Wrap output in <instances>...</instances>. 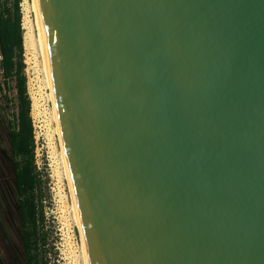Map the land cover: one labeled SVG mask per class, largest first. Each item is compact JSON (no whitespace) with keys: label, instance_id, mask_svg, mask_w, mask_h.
I'll list each match as a JSON object with an SVG mask.
<instances>
[{"label":"water","instance_id":"1","mask_svg":"<svg viewBox=\"0 0 264 264\" xmlns=\"http://www.w3.org/2000/svg\"><path fill=\"white\" fill-rule=\"evenodd\" d=\"M88 264H264V0H37Z\"/></svg>","mask_w":264,"mask_h":264},{"label":"rangeland","instance_id":"2","mask_svg":"<svg viewBox=\"0 0 264 264\" xmlns=\"http://www.w3.org/2000/svg\"><path fill=\"white\" fill-rule=\"evenodd\" d=\"M13 0H0V4ZM22 18L21 26L27 24L32 32L31 41L24 48V72L27 92L31 100L30 115L33 125L34 163L40 178L37 198L43 211L39 223V234L44 241L38 245L39 264H83L80 245L81 237L72 211V201L67 180L60 166L59 143L51 116V102L45 83L40 55L34 41V13L31 0L19 1ZM1 58V57H0ZM14 81H3L0 70V185L9 192L14 217L16 250L19 249L21 226L19 225L18 191L14 181L10 122L16 108Z\"/></svg>","mask_w":264,"mask_h":264},{"label":"trees","instance_id":"3","mask_svg":"<svg viewBox=\"0 0 264 264\" xmlns=\"http://www.w3.org/2000/svg\"><path fill=\"white\" fill-rule=\"evenodd\" d=\"M20 0L0 4V70L3 81H14L16 110L10 122V142L19 195L23 238L28 253V264H39L38 245L44 241L39 234L43 211L37 198L40 178L35 170L33 125L30 115L31 100L27 92L24 72L23 29Z\"/></svg>","mask_w":264,"mask_h":264},{"label":"bare ground","instance_id":"4","mask_svg":"<svg viewBox=\"0 0 264 264\" xmlns=\"http://www.w3.org/2000/svg\"><path fill=\"white\" fill-rule=\"evenodd\" d=\"M31 9L34 13V25H33V29L35 31V38L34 41L36 43L39 55H40V60H41V65H42V69L44 72V77H45V83L46 86L48 88V97L50 99L51 102V116L54 122V130L56 132L57 135V140L59 143V158H60V163H61V167L64 173V177L67 180V185L69 186V190H70V196H71V201H72V211H73V215L75 218V223L78 226V231L80 232V237H81V245H80V252H81V257H82V262L83 264H88V259H87V254H86V249H85V243H84V238H83V233H82V228H81V223L78 217V214L76 212L75 209V205H74V200H73V195H72V191H71V186H70V181H69V176H68V171H67V166H66V161H65V156H64V151H63V146H62V141H61V136H60V131H59V126H58V121H57V116H56V110H55V105H54V100H53V94H52V89H51V83H50V77H49V71H48V65H47V59H46V53H45V47H44V41H43V35H42V29H41V23H40V17H39V10H38V4H37V0H31ZM24 28V32H23V46L26 47L28 45V42H30L32 39L31 37L32 32L30 30V27L27 24L23 25ZM33 42V41H31Z\"/></svg>","mask_w":264,"mask_h":264},{"label":"flooded vegetation","instance_id":"5","mask_svg":"<svg viewBox=\"0 0 264 264\" xmlns=\"http://www.w3.org/2000/svg\"><path fill=\"white\" fill-rule=\"evenodd\" d=\"M13 165V164H12ZM13 169L15 181V169ZM1 179V178H0ZM1 183V181H0ZM16 183V181H15ZM9 191V190H8ZM0 185V264H28V253L24 244L23 228L19 212V225L21 226L19 249L15 247L14 217L9 192ZM19 199V198H18ZM20 208V206H19Z\"/></svg>","mask_w":264,"mask_h":264},{"label":"built area","instance_id":"6","mask_svg":"<svg viewBox=\"0 0 264 264\" xmlns=\"http://www.w3.org/2000/svg\"><path fill=\"white\" fill-rule=\"evenodd\" d=\"M1 57V56H0ZM1 59V58H0Z\"/></svg>","mask_w":264,"mask_h":264}]
</instances>
